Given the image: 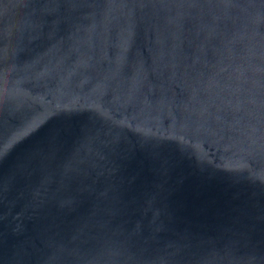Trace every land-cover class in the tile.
Masks as SVG:
<instances>
[{
	"label": "water",
	"instance_id": "obj_1",
	"mask_svg": "<svg viewBox=\"0 0 264 264\" xmlns=\"http://www.w3.org/2000/svg\"><path fill=\"white\" fill-rule=\"evenodd\" d=\"M0 264H264V0H0Z\"/></svg>",
	"mask_w": 264,
	"mask_h": 264
}]
</instances>
